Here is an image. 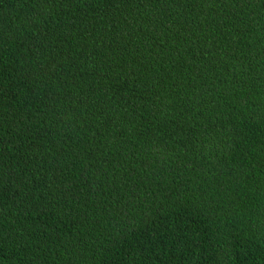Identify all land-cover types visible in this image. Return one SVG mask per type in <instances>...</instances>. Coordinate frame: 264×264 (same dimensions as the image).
<instances>
[{
	"label": "trees",
	"instance_id": "trees-1",
	"mask_svg": "<svg viewBox=\"0 0 264 264\" xmlns=\"http://www.w3.org/2000/svg\"><path fill=\"white\" fill-rule=\"evenodd\" d=\"M0 264H264V0H0Z\"/></svg>",
	"mask_w": 264,
	"mask_h": 264
}]
</instances>
